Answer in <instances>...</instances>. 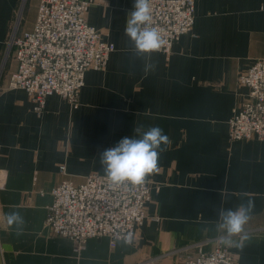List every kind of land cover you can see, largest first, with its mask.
I'll return each mask as SVG.
<instances>
[{
  "label": "crops",
  "instance_id": "1",
  "mask_svg": "<svg viewBox=\"0 0 264 264\" xmlns=\"http://www.w3.org/2000/svg\"><path fill=\"white\" fill-rule=\"evenodd\" d=\"M39 1L0 0V264H179L225 235L221 207L249 200L248 238L226 247L235 264H264V142L228 139L232 110L248 94L238 76L264 60V0H194L191 32L150 58L125 35L134 0H92L86 19L115 49L103 69L85 72L77 108L53 95L37 116L26 92L6 85L17 67L10 32L32 29ZM139 125L171 139L146 179L154 187L146 218L130 245L97 237L76 253L44 226L50 192L66 178L106 176L100 153ZM10 211L25 221L20 234L7 224Z\"/></svg>",
  "mask_w": 264,
  "mask_h": 264
},
{
  "label": "built area",
  "instance_id": "2",
  "mask_svg": "<svg viewBox=\"0 0 264 264\" xmlns=\"http://www.w3.org/2000/svg\"><path fill=\"white\" fill-rule=\"evenodd\" d=\"M92 0H40L31 30L10 32L8 50L13 51L17 67L7 81L8 90H23L33 111L40 116L46 99L58 96L72 108L78 107L85 72L101 70L115 47L86 19ZM152 26L159 30L169 53L194 24V0H151ZM248 88L247 99L232 110L228 122L230 142L256 138L264 142V60H256L238 76ZM60 172L65 173L64 166ZM153 185H114L105 175L89 174L80 183L63 179L51 190L44 226L54 236L71 240L76 253L89 239L106 237L111 246L127 236L136 237L143 224L145 207ZM223 236L194 246L179 264H235L222 243ZM211 246L208 251L204 248Z\"/></svg>",
  "mask_w": 264,
  "mask_h": 264
},
{
  "label": "clouds",
  "instance_id": "3",
  "mask_svg": "<svg viewBox=\"0 0 264 264\" xmlns=\"http://www.w3.org/2000/svg\"><path fill=\"white\" fill-rule=\"evenodd\" d=\"M125 35L133 45L134 53L143 58H150L164 43L158 29L152 26L151 0H134L133 10L126 16ZM133 136L122 138L115 146L100 153V164L107 178L114 185H141L147 177L159 171L160 153L171 146V139L162 127L150 126L146 130L143 125L133 128ZM253 203H241L235 210L221 207L218 211V228L225 235L222 243L226 246L242 247V241L248 237L245 226L251 219ZM10 227L22 232L25 223L18 211L6 214ZM239 236L241 243L237 244L232 238ZM125 245L132 243V237L123 239Z\"/></svg>",
  "mask_w": 264,
  "mask_h": 264
},
{
  "label": "rangeland",
  "instance_id": "4",
  "mask_svg": "<svg viewBox=\"0 0 264 264\" xmlns=\"http://www.w3.org/2000/svg\"><path fill=\"white\" fill-rule=\"evenodd\" d=\"M90 174H94V173H90ZM95 174H97V173H95ZM89 175V174H88ZM100 175V174H99Z\"/></svg>",
  "mask_w": 264,
  "mask_h": 264
}]
</instances>
